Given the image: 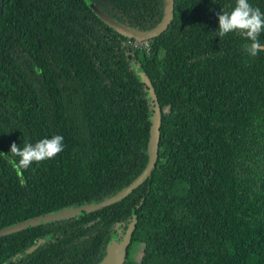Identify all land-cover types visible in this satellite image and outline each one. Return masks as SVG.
Segmentation results:
<instances>
[{"label": "trees", "instance_id": "1", "mask_svg": "<svg viewBox=\"0 0 264 264\" xmlns=\"http://www.w3.org/2000/svg\"><path fill=\"white\" fill-rule=\"evenodd\" d=\"M90 1L135 30L162 14V0ZM234 5L173 0L134 50L84 0H0V228L81 208L0 235V264H97L123 238L125 258L137 247L123 264H264V51L217 35ZM151 93L154 164L117 197L148 161ZM53 135L55 158L18 166L13 143Z\"/></svg>", "mask_w": 264, "mask_h": 264}, {"label": "water", "instance_id": "2", "mask_svg": "<svg viewBox=\"0 0 264 264\" xmlns=\"http://www.w3.org/2000/svg\"><path fill=\"white\" fill-rule=\"evenodd\" d=\"M84 2L88 5V7L103 21L105 24L110 26L112 29L117 31L119 34L124 35L129 38H133L134 40H147L150 39L161 31H163L168 25L173 10V0H162V14L159 21L150 29L141 31L129 28L128 26L114 20L102 10L97 8L90 0H84ZM151 98L153 100V115L151 120V125L149 129V138L147 141V156L148 161L139 175L131 181L125 188L120 190L122 194L129 191V189L136 184H138L144 176L148 173L149 169L154 164V160L156 157V144H157V133H158V107L157 101L153 93H151ZM118 192V193H119ZM110 199H105V202H108ZM95 207V206H94ZM92 207V208H94ZM89 208V207H86ZM80 207H71L69 209H64L60 213L52 212L45 213L41 216H37L33 219L21 220L11 225L0 228V235L6 234L9 232L17 231L21 228H24L28 225H35L38 221H49L52 219H57L60 217H67L74 215L80 211ZM126 245L127 239L123 238L120 242L115 243L113 240H110L106 246L105 253L102 259L97 264H123L125 255H126Z\"/></svg>", "mask_w": 264, "mask_h": 264}, {"label": "clouds", "instance_id": "3", "mask_svg": "<svg viewBox=\"0 0 264 264\" xmlns=\"http://www.w3.org/2000/svg\"><path fill=\"white\" fill-rule=\"evenodd\" d=\"M217 16L218 36L223 37L231 32L239 33L250 41L244 45L250 57L264 51V44L259 40L260 34L264 32V12L253 7L249 0H235L230 12H220ZM63 139L62 135H53L51 138L40 139L35 144H25L22 149L13 143L10 151L19 157L18 166L27 169L34 163L55 158L63 150Z\"/></svg>", "mask_w": 264, "mask_h": 264}, {"label": "rangeland", "instance_id": "4", "mask_svg": "<svg viewBox=\"0 0 264 264\" xmlns=\"http://www.w3.org/2000/svg\"><path fill=\"white\" fill-rule=\"evenodd\" d=\"M133 49H138V48H142V47H145V42L144 41H141V40H135L133 42ZM148 74V75H147ZM147 74H145V76H143V80L145 81V83L148 85L149 83L151 84V79H156L155 80V84H157L158 87H160V81L158 80V76L157 74L155 73L154 69H150L148 68L147 70ZM151 77V78H150ZM122 195L121 192L117 193V197ZM108 199H112V197L108 198ZM96 206L95 204H91V205H87V207L89 208H92ZM136 245L135 244H132L131 247L129 248L128 250V253H127V257L124 259L125 260H130L134 257L137 256V251H136Z\"/></svg>", "mask_w": 264, "mask_h": 264}, {"label": "built area", "instance_id": "5", "mask_svg": "<svg viewBox=\"0 0 264 264\" xmlns=\"http://www.w3.org/2000/svg\"><path fill=\"white\" fill-rule=\"evenodd\" d=\"M145 42V41H144ZM145 47H146V42H145Z\"/></svg>", "mask_w": 264, "mask_h": 264}]
</instances>
